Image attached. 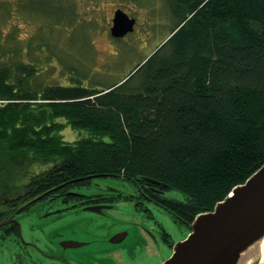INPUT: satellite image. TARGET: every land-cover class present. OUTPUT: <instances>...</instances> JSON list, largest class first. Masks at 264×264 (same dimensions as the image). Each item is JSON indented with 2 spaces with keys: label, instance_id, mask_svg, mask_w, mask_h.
Returning <instances> with one entry per match:
<instances>
[{
  "label": "trees",
  "instance_id": "obj_1",
  "mask_svg": "<svg viewBox=\"0 0 264 264\" xmlns=\"http://www.w3.org/2000/svg\"><path fill=\"white\" fill-rule=\"evenodd\" d=\"M167 1L180 12L171 36L116 83L83 84L73 69L48 84L16 51L2 55L0 185L26 181L34 198L123 176L188 224L262 166L264 0ZM67 125L84 135L63 140Z\"/></svg>",
  "mask_w": 264,
  "mask_h": 264
},
{
  "label": "rangeland",
  "instance_id": "obj_2",
  "mask_svg": "<svg viewBox=\"0 0 264 264\" xmlns=\"http://www.w3.org/2000/svg\"><path fill=\"white\" fill-rule=\"evenodd\" d=\"M8 1L7 10L0 3V58L7 51H16L20 63L31 62L44 82L56 85L67 84L73 69L81 83L92 86L127 78L171 35L180 17V12L170 11L167 0ZM117 8L135 19L133 31L123 38L109 36L113 11ZM139 80L138 71L133 75L131 85L136 86ZM60 135L63 140L74 142L84 132L74 131L67 125ZM47 169V165H36L31 170L39 173ZM95 182L119 190H131L125 181L111 177L99 178ZM164 197L185 200L177 190H166ZM144 207L149 211L122 202L101 216L71 210L51 226H45V221L39 223L44 219H37L36 214L33 217V209L17 219L24 240L31 239L33 232L42 243L54 245L69 241L109 240L124 232L126 235L120 243H108L119 248L116 249L118 261L130 264L138 256H147L149 263L163 264L189 229L155 204L145 203ZM162 231L168 233L166 241L162 240ZM7 243L4 241L1 245L6 260L2 264H10ZM168 243L173 244L172 247ZM86 248H69L65 255ZM42 263L47 264V261Z\"/></svg>",
  "mask_w": 264,
  "mask_h": 264
},
{
  "label": "flooded vegetation",
  "instance_id": "obj_3",
  "mask_svg": "<svg viewBox=\"0 0 264 264\" xmlns=\"http://www.w3.org/2000/svg\"><path fill=\"white\" fill-rule=\"evenodd\" d=\"M110 177L125 181L131 187V190H119L100 185V183H96L95 180H92L88 181V183L83 186L80 184L77 185V187H69L67 191L62 193L56 192V194H47L45 197L34 196V198H31L25 195V187H21L26 184V181L18 183L16 185L17 188L15 187L13 190L11 189V184H1L9 187L0 190V223L3 222V220H7V223L4 224L3 227H0V264L6 261L5 255L1 249V245H3L4 241L8 242V261L10 264H43V260H46L47 264H126L125 261L117 260L116 249L119 250V248L109 246L108 239H91L80 243L74 241L59 242L54 245L51 242L42 243L41 238L31 232V239L24 240V236L21 234V225L17 219L22 213H27L29 210L33 209V217L36 214L37 219H44L38 221L39 223L45 221L43 223L45 226H51L52 223H57L58 219L67 215L68 211L71 210L101 216L110 212L115 205L121 204L122 202H130L139 210L145 208V203L155 204L159 208H162L155 202L153 203L152 201H147L144 198H141L140 191L142 188L134 185L125 177ZM110 177L99 176L98 178ZM150 189L153 192H157L155 187L154 189ZM159 193L164 196V192ZM89 207H95L99 212L87 211L86 208ZM145 209L149 211V209ZM162 209L164 210V208ZM164 211H167L176 222L178 221L186 225L189 229L188 232L191 230L190 223L186 224L185 222H181L171 211ZM161 233L162 240L166 241L168 233L165 231H162ZM124 234L125 233L123 232L118 235L123 236ZM172 245L173 244L168 243L169 247H172ZM82 246L87 248L81 249L80 251L72 250L65 255L66 249H79ZM130 264L151 263H149L147 256H138L134 259V262H130Z\"/></svg>",
  "mask_w": 264,
  "mask_h": 264
},
{
  "label": "water",
  "instance_id": "obj_4",
  "mask_svg": "<svg viewBox=\"0 0 264 264\" xmlns=\"http://www.w3.org/2000/svg\"><path fill=\"white\" fill-rule=\"evenodd\" d=\"M134 26L135 19L117 8L109 35L123 38ZM86 210L99 212L95 207ZM194 217L191 231L163 264H264L254 247L264 237V163L211 210ZM124 235H113L108 243H119Z\"/></svg>",
  "mask_w": 264,
  "mask_h": 264
},
{
  "label": "bare ground",
  "instance_id": "obj_5",
  "mask_svg": "<svg viewBox=\"0 0 264 264\" xmlns=\"http://www.w3.org/2000/svg\"><path fill=\"white\" fill-rule=\"evenodd\" d=\"M178 29V28H177ZM175 29L174 32L177 30ZM171 36V35H170ZM259 169V168H258ZM256 172V171H255ZM255 251H258L260 253L261 261L260 263L264 262V237L259 240L257 243L254 244Z\"/></svg>",
  "mask_w": 264,
  "mask_h": 264
}]
</instances>
